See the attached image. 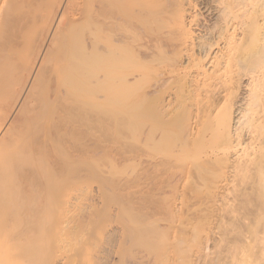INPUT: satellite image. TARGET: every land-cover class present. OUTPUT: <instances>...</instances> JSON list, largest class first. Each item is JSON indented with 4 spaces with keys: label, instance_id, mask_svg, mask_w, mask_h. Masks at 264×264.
<instances>
[{
    "label": "bare ground",
    "instance_id": "1",
    "mask_svg": "<svg viewBox=\"0 0 264 264\" xmlns=\"http://www.w3.org/2000/svg\"><path fill=\"white\" fill-rule=\"evenodd\" d=\"M213 1L216 18L203 33L200 0H0V264H105L86 222L85 238L72 234L77 213L105 204L89 180L105 174L108 120L135 135L136 150L123 157L138 162L140 177L169 166L168 153L183 154L193 188L213 203L182 221V264L198 255L202 264H264V0ZM149 225L136 248L158 264L160 233ZM52 244L58 254L44 258Z\"/></svg>",
    "mask_w": 264,
    "mask_h": 264
},
{
    "label": "rangeland",
    "instance_id": "2",
    "mask_svg": "<svg viewBox=\"0 0 264 264\" xmlns=\"http://www.w3.org/2000/svg\"><path fill=\"white\" fill-rule=\"evenodd\" d=\"M200 2H202L201 3V5H200V7L202 8V12L204 13V15L203 16H201V21L203 22V23H205V24H202V26H200V27H198V32L199 31H202L203 33H205L204 31H205V29L204 28H206V27H204L205 25H208L209 23H212L213 22V20H215V18H216V14H217V9H216V6L214 7V5H217L216 4V2H214L213 0H200ZM207 2V3H206ZM208 2H211V3H209L208 4ZM207 4V5H206ZM213 6V7H212ZM209 7H212L211 9L209 8ZM216 9V10H215ZM216 13V14H215ZM204 18H206V19H204ZM213 19V20H212ZM205 20L207 21V22H205ZM209 21H211V22H209ZM209 22V23H208ZM197 28V27H196ZM200 28H201V30H200ZM175 86V84L174 85H172V92H173V90H174V92H175V88H173ZM244 87H245V85H244ZM246 88V87H245ZM243 93V94H242ZM242 93H241V95H240V97H239V99H238V105H236V108H238L237 109V111H236V116H239L240 115V108H241V106L246 102V100H243V98H244V96H245V94H246V90L244 89L243 91H242ZM244 106V105H243ZM242 106V107H243ZM108 119H109V117L107 116V115H105ZM124 118H127V117H121V122H126L125 120H123ZM108 119H106L105 118V124H106V127H108V125H109V122H108V125H107V121L106 120H108ZM128 119V118H127ZM132 120V119H131ZM236 120H237V118H236ZM108 121H111L112 123H110V124H112V125H114L113 127L112 126H109L108 127V129L107 128H105L106 130H105V174H104V177L101 179V180H99V179H97V178H91L90 180H89V185H90V189H91V192H92V194H91V192H90V194L91 195H94V196H97L95 199H97L98 198V196H102V197H105L104 198V205H103V203L101 204V203H99L98 204V206H96L97 208H95L94 209V212L92 213V211H91V209H89L88 211H91V213L90 212H84V213H82V212H80V213H77L76 214V217H75V222H74V226L75 225H77V221L76 220H78V222H79V225H77V227H76V230L78 229L79 230V235L77 234V233H75V232H77V231H74L73 232V234H72V240L75 238V236L77 237V236H80V233H81V235H83L84 236V231L86 230V231H89V233H91V234H89V235H91L92 236V238H91V242L93 241L94 243H97V244H99V243H104V245H105V247H104V249H103V256L105 257V261L103 260V262L105 263V264H136L137 262V259H139V257H140V255L139 254H135L134 253V251L136 250H138V248H139V250L137 251L138 253H142L141 255H142V257H140L141 259H143V261H144V263H143V261L141 262L142 264H145L147 261L149 262V264H157V262L155 263L154 262V257L153 258H148V257H146V255L143 253V252H141L140 251V246L139 247H137L136 248V245H138L139 243H138V235H140V236H143V234L144 233H146L147 231H146V227L149 225V223L151 224V225H149L150 226V230H152V229H154V228H152V225H153V223H155L154 225V227H156V230L155 231H157V232H159L160 234H156L157 235V246H159L161 249H158V247H156V251L154 252V255H155V260L156 259H158V257H157V255L159 254V252L161 251V254H162V256L160 257L159 255V257L161 258V263H158V264H177V262H179V264H182L181 262H180V260H179V258H178V256H179V253H178V249H177V247L178 246H176V244H178V242H179V240L177 239V238H179V239H181V232L183 231V227H184V225L182 224V221L183 220H185V221H187L186 220V216L188 215L187 213H189L190 214V217H192V212L197 208L198 209V211H197V209H196V211L195 212H197L196 214L197 215H199L198 213H200L201 214V211H202V208L205 206V207H207L206 206V203H208V205H210L209 203H211V202H206L205 200H204V198L205 199H207L206 198V196H205V191L203 190V189H201V190H197V189H194L193 187H195L196 186V184H195V182L192 184V179H193V176H195V174L193 175V176H191L189 173H188V175H187V173H185L186 171L184 170L185 168H183V163L181 162V161H183L184 159L182 158L183 157V154H180L181 155V157H178L177 158V156H176V158L174 157L175 155H173L172 153H168L169 155H167L166 156V159L168 160L167 162V164L169 165V166H165V165H160V171L162 172V170L164 169V171L163 172H165L164 174H163V172H162V178H164L165 179V181L166 182H164V179H160L161 177V172L160 171H157V169H156V171L158 172V173H156L155 175H156V177L154 178V174L151 172L152 170H150L149 171V176L147 177V174L145 175V177H144V179L142 178V177H140L139 176V171H140V168H139V165H138V162H136V161H134V160H127V159H125L126 158V156H128L129 155V151L130 152H132V149L135 151L136 150V145H134L135 143L137 144V142L136 141H134V140H136V137H135V135L130 131V129H126V127H122L121 125L122 124H118V126H116L115 127V125H116V123L115 122H113V120H108ZM133 121V120H132ZM135 121H136V119H135ZM135 123V125L134 126H136V122H133L132 124H134ZM119 125H120V130H121V128L123 129V128H125V130L123 131V130H118L117 129V127H119ZM133 126V125H132ZM134 126H133V128L132 129H134ZM110 127H111V129H113V128H115V131L117 130V131H120V132H114L113 130H110ZM108 130H109V132H108ZM113 131V132H112ZM112 132V133H111ZM116 133H120V135L122 136V138L118 135V134H116ZM109 134V135H108ZM115 134V135H114ZM172 134V133H171ZM171 134H170V136H171ZM110 136V137H109ZM112 136V137H111ZM249 136H251V134H249V132H248V134L246 135V137H248L247 139H249V138H251V137H249ZM108 138H110V140H111V138H112V140L110 141ZM115 138V140H113ZM132 138H133V140H132ZM171 138H172V136H171ZM120 141H119V140ZM121 145V146H120ZM133 147V148H132ZM133 151V152H134ZM124 153H126V156H125V154ZM124 154V155H123ZM170 154H172L171 155V157H169L170 156ZM123 156H125V158L123 157ZM173 156V157H172ZM170 158H172V159H170ZM181 158H182V160H181ZM124 159V160H123ZM126 160V161H125ZM177 160H180V161H177ZM130 161V162H129ZM166 161V160H165ZM177 161V162H176ZM172 162H174L175 164H176V166L178 167V170H176L175 168H173V163ZM179 162H180V164L182 163L183 165H179ZM117 163V164H116ZM114 164L116 165V166H118L117 168L114 166ZM173 164V165H172ZM114 166V167H113ZM126 166V167H125ZM135 166H137L136 168H134ZM163 169H162V168ZM167 167H169L168 168V170H165V169H167ZM185 167V166H184ZM112 168V169H111ZM149 169H150V167H148ZM171 168V169H170ZM114 169H117L116 170V173L114 172L115 170ZM121 169V170H120ZM125 169V170H124ZM127 169H129L130 171L128 172V170ZM138 169V170H137ZM176 171V172H174V170ZM184 170V172H183V170ZM113 170V171H112ZM135 170H137V172L135 171ZM169 170H170V172L171 173H169ZM125 171V172H124ZM167 171V172H166ZM178 171V172H177ZM119 173V174H118ZM136 173L138 174V176L136 175ZM168 173V174H167ZM177 173V174H176ZM183 173H185V174H183ZM160 174V175H159ZM166 174V176H164ZM170 174V176H171V174H172V178L171 177H169L168 175ZM182 174H183V176L184 177H182ZM151 175H152V177H151ZM176 175V178L178 179V181L176 182V180H175V176ZM180 175V176H179ZM138 178H137V177ZM190 176V177H189ZM135 177V178H134ZM158 177V178H157ZM166 177H167V179H166ZM189 177V178H188ZM196 177V176H195ZM137 178V180L135 181V179ZM147 178V179H146ZM153 178V179H152ZM183 178V179H182ZM188 178V179H187ZM132 179V180H131ZM158 179V180H157ZM181 179V180H180ZM195 179V178H194ZM134 180V181H133ZM141 180H143L144 182H141ZM147 180V181H146ZM150 180V181H149ZM161 180V181H160ZM173 180V181H172ZM188 180H189V183H188ZM196 180V179H195ZM194 180V181H195ZM139 182V186L137 185L138 184V182ZM148 181L151 183H148ZM153 181H156V182H154V183H152ZM187 181V182H186ZM172 182V183H171ZM186 182V183H185ZM91 183V184H90ZM145 183V184H144ZM147 183V184H146ZM162 185H161V184ZM171 183V184H170ZM126 184H127V187H126ZM140 184L141 185H143L141 188H143L144 190V192L142 191V189L140 188ZM150 184V185H149ZM155 184V185H154ZM160 184V185H159ZM173 184V185H172ZM191 184V185H190ZM194 184H195V186H194ZM147 185V189L145 188V186ZM154 185V186H153ZM166 187H165V186ZM180 185V186H179ZM188 185V186H187ZM138 188H137V187ZM155 186H156V188H155ZM173 186H175V188H173ZM164 187V188H163ZM183 187H184V192H183ZM189 187V188H188ZM190 187H192L191 189H190ZM139 188H140V191H139ZM148 188H149V192H148ZM166 188H167V190H166ZM196 188V187H195ZM150 189H152V190H150ZM158 189H159V191L161 192V193H159V191H158ZM161 189V190H160ZM163 189H165L164 191H166V192H164L163 191ZM173 189H175V190H173ZM190 189V190H189ZM137 190H138V192H137ZM156 192H155V191ZM179 190V191H178ZM188 190H189V192H188ZM196 190H197V193H196ZM129 191V192H128ZM151 191V192H150ZM156 193H154V192ZM173 191V192H172ZM204 191V192H203ZM140 192H142L141 194H140ZM147 192V193H146ZM192 192V193H191ZM97 193V194H96ZM149 193V194H148ZM159 193V194H158ZM175 193V194H174ZM102 194V195H101ZM143 194V195H142ZM155 195V197H154V195ZM165 194H168L167 196H164ZM198 194V195H197ZM76 195V197L78 196V193L77 194H75ZM129 195H131V196H129ZM133 195H135V196H133ZM141 195V196H140ZM173 195V196H172ZM197 195V196H196ZM202 195V196H201ZM144 196V197H143ZM161 196V197H160ZM205 196V197H204ZM126 197V198H125ZM130 197V198H129ZM140 197V198H139ZM143 197V198H142ZM185 197V198H184ZM204 197V198H203ZM134 198V199H133ZM136 198V199H135ZM148 198V199H147ZM167 199V202H165L166 201V199ZM171 200L170 201V203H169V199ZM190 198V199H189ZM196 198V199H195ZM203 198V199H202ZM138 199V200H137ZM186 201V203H185V201ZM194 199V200H193ZM198 199V200H197ZM125 200V201H124ZM126 200H127V202H126ZM130 200H131V202H130ZM150 200V201H149ZM175 200V201H174ZM189 200H190V202H189ZM161 201H162V205L160 204L161 203ZM194 201V202H193ZM203 201V202H202ZM207 201H208V199H207ZM123 202V203H122ZM158 204V205H156V203ZM176 202V203H175ZM188 202V203H187ZM126 203V204H125ZM131 203V204H130ZM146 203V204H145ZM165 203H166V206H167V204H168V206H172V211L173 212H176L175 213V215H173L174 217H175V219H174V217L172 216H169V215H167L168 213H167V209H166V206H165ZM183 203V204H182ZM191 203H193V204H195V203H197L196 205H198V206H196V205H193V204H191ZM203 203H205V204H203ZM129 204L132 206V204H133V206H132V208L131 209H133V210H131L130 209V207H129ZM144 204H145V206H144ZM174 204H175V206H174ZM188 205V207L189 208H186L187 207V205ZM201 204H202V206H201ZM211 204H213V203H211ZM125 205V206H124ZM177 205V206H176ZM182 205V206H181ZM184 205V206H183ZM193 205V208L191 207ZM124 206V207H123ZM138 207V208H137ZM144 207H146V208H144ZM151 207H153L152 209H154L155 210V213L153 214V210L151 209ZM155 207L156 208H158V210H159V213H158V215H160L159 217L161 218V220H159V223H158V219L159 218H157L158 217V215H157V213H156V209H155ZM161 207H163V208H161ZM176 207H178L177 209H176ZM182 207H184L185 208V210H186V212L184 211V209L182 208ZM103 208V209H102ZM125 208H129V210H124ZM142 208V209H141ZM148 208V209H147ZM167 208H169V209H171V207H167ZM179 208H180V211H179ZM191 208V209H190ZM99 209V210H98ZM145 209L147 210V215H148V217L146 218L147 220H149L150 218H151V220L150 221H147L146 219H145V217L147 216H145V214L143 215V218L141 219V217H142V214L144 213L143 211H145ZM161 209H164V211L163 210H161ZM182 209H183V211H182ZM98 210V211H97ZM139 210V211H138ZM141 210H143V211H141ZM151 210V211H150ZM192 210V211H191ZM199 210H200V212H199ZM126 211V212H125ZM138 211V212H137ZM149 211L151 212V213H149ZM162 211L164 212L163 214H164V216L162 217ZM169 211V210H168ZM127 212H129L130 213V215L127 213ZM141 212H143V213H141ZM146 212V211H145ZM177 212H180V213H177ZM183 212H185V214L183 213ZM191 212V213H190ZM86 213L88 214V215H86ZM138 214V217L136 216ZM152 214L154 215V216H156L155 218H156V220L154 219V216H153V218H152ZM179 214V215H178ZM78 215V216H77ZM136 216L135 218L136 219H140V220H136V219H134V217H132L133 218V220H132V223H134L135 222V220H136V222H135V227L136 226H141L142 224V226H141V231L140 230H138L139 232H137L136 230H135V232H134V225L133 224H131V226H130V223H131V216ZM182 215H184L183 217H182ZM125 216H130L129 218H125ZM168 216V217H167ZM179 218H178V217ZM83 217V218H82ZM169 217H171V218H169ZM177 217V218H176ZM164 218H166V219H164ZM80 219H82L83 220V222L80 220ZM99 219H101V220H99ZM154 219V220H153ZM164 219V220H163ZM169 219H171V220H173L172 222L169 220ZM181 219V220H180ZM130 221V223H127L126 221ZM141 220L143 221L144 220V222H142V223H140L141 222ZM93 223H92V222ZM138 221H139V223H138ZM156 221V222H155ZM167 221V222H166ZM179 221H180V223H179ZM81 222H82V224L84 225L85 223L84 222H86V224H85V228L84 227H82L83 225L81 224ZM90 222V223H89ZM96 222H97V224L98 225H96ZM103 222V223H102ZM149 222V223H148ZM211 222H214L213 220H211ZM92 223V224H91ZM126 223V224H125ZM168 225H167V224ZM171 223V224H170ZM100 224L102 225V226H100ZM144 224H146V226L144 225ZM179 224H181V225H179ZM214 224V223H213ZM89 225H90V227H91V225L93 226V228H90V230H88L87 228L89 227ZM160 225V226H159ZM161 225H162V228L160 229V227H161ZM164 225H166L168 228H165V229H163V227H164ZM171 225V226H170ZM208 225H211V223L210 224H208ZM208 225H206L207 227H208ZM80 228H79V227ZM96 228H95V227ZM124 226H126L125 228H127V230L129 229V231L130 232H128V231H126L125 229H124ZM138 226V227H139ZM165 226V227H166ZM183 226V227H182ZM122 227V228H121ZM159 227V228H158ZM171 227H172V229H171ZM85 230H84V229ZM102 228H104V229H102ZM105 228H106V230H105ZM108 228V229H107ZM137 228V227H136ZM84 231H83V230ZM99 231H97V230ZM115 229V230H114ZM123 229V230H122ZM148 229V228H147ZM158 229H160V230H164V231H162V235H161V232L158 230ZM168 229V230H167ZM181 229V230H180ZM92 230H95V232H96V234L94 233H92ZM114 230V231H113ZM120 230H122V231H120ZM131 230H133V233L134 234H131L132 232H131ZM166 230L168 231V232H166ZM178 230H179V232H178ZM120 231V232H119ZM142 231H144V233H142ZM98 232V233H97ZM126 232H128V233H126ZM156 232V233H157ZM164 232V233H163ZM100 233V234H99ZM129 233H130V235H132V237L129 235ZM76 234V235H75ZM109 234V235H108ZM135 234H138V235H135ZM183 234V233H182ZM86 235V234H85ZM87 235H88V232H87ZM94 235L96 236V237H94ZM117 235V236H116ZM129 235V236H128ZM161 236V239H160V236ZM159 236V237H158ZM164 238H163V237ZM84 238H85V236H84ZM103 238V239H102ZM123 238H124V243H123ZM137 238V239H136ZM95 239V240H94ZM110 239V240H109ZM163 239V240H162ZM164 239H167L166 241L164 240ZM169 239V240H168ZM108 240V241H107ZM160 240H161V242H160ZM102 241V242H101ZM163 241V242H162ZM112 242V243H111ZM164 243L166 244V246L164 245ZM175 243V244H174ZM163 246H162V245ZM109 245V246H108ZM140 245V244H139ZM169 245V246H168ZM102 246V245H101ZM100 246V247H101ZM166 248H165V247ZM54 247V245L52 244L51 246H49V252H47L48 254H46L45 255V257L44 258H52L53 259V256L55 255V253L54 252H58L57 251V247H56V249H54V250H52V248ZM99 247V248H100ZM163 247H164V249H165V251H164V249H163ZM172 247H175V248H172ZM55 248V247H54ZM131 248V249H130ZM130 249V250H129ZM168 249H170V251H169V253H171V256H170V254L168 253H166V251L168 250ZM66 250V249H65ZM65 250H63V252L65 251ZM110 250V251H109ZM107 251V252H106ZM132 251V252H131ZM135 251V252H136ZM140 251V252H139ZM168 252V251H167ZM175 252H177L178 253V255H177V253H175ZM60 253H62V251H60L59 252V254ZM77 253H78V251H77ZM87 253V252H86ZM158 253V254H157ZM53 255L52 257H51V255ZM58 254V253H57ZM63 254V253H62ZM67 254V253H66ZM83 254V257H84V253H82ZM92 256H94V257H90V260H93V262L95 263L96 262V260L97 261H99L96 257H97V254H98V251H97V247H96V245L93 247V249H92ZM120 254V255H119ZM160 254V255H161ZM61 255V254H60ZM64 255V254H63ZM86 255V254H85ZM96 255V256H95ZM108 255V256H107ZM139 255V256H138ZM168 255V256H167ZM129 256H130V259H129V261H128V258H129ZM132 256L134 257V258H132ZM199 256L200 255H198V256H195V258H194V260L192 261V262H190V263H188V262H186L187 264H202V258L200 257V259H199ZM63 257V256H62ZM78 258L77 259H79V257H80V259L82 260V258L83 257H81V256H77ZM165 257H168V258H170V260L168 261V259L166 260L165 259ZM120 258H122L121 260H120ZM134 259V260H133ZM147 259V260H146ZM152 262V263H150V261ZM164 259H165V261H167V262H165L164 261ZM176 259V260H175ZM108 260V261H107ZM136 260V261H135ZM140 260V259H139ZM145 260H146V262H145ZM199 260V261H198ZM200 260H201V262H200ZM86 261V259H83V262L81 261L80 262V264H84V262ZM120 261V262H119ZM141 261V260H140ZM140 261H138V262H140ZM159 261V262H160ZM87 262V261H86ZM125 262V263H124ZM136 262V263H135ZM141 263H138V264H141ZM184 263V262H183ZM186 263H184V264H186ZM88 264V263H87ZM101 264V263H100Z\"/></svg>",
    "mask_w": 264,
    "mask_h": 264
}]
</instances>
